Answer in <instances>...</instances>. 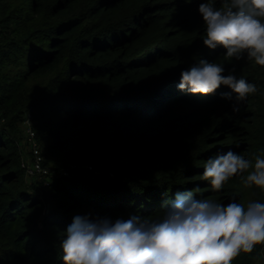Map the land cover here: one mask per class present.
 <instances>
[{
    "label": "trees",
    "instance_id": "1",
    "mask_svg": "<svg viewBox=\"0 0 264 264\" xmlns=\"http://www.w3.org/2000/svg\"><path fill=\"white\" fill-rule=\"evenodd\" d=\"M201 3L223 0H0V264H63L77 216L158 220L188 191L264 203V191L243 186L247 172L219 191L202 179L206 161L229 150L264 158V67L203 44ZM201 60L257 92L234 111L225 85L179 90L181 72ZM29 111L44 179L20 168ZM261 247L232 264H257Z\"/></svg>",
    "mask_w": 264,
    "mask_h": 264
},
{
    "label": "clouds",
    "instance_id": "2",
    "mask_svg": "<svg viewBox=\"0 0 264 264\" xmlns=\"http://www.w3.org/2000/svg\"><path fill=\"white\" fill-rule=\"evenodd\" d=\"M198 12L205 26V46H220L227 58L237 60L246 54L264 67V0H223L219 9L201 3ZM223 71L220 64L201 60L181 72L178 89L210 95L225 85L235 94L234 111H239L240 102L255 94L257 86L233 74L224 76ZM245 172L243 186L264 191L260 155L253 162L231 150L218 154L206 161L202 179L219 191ZM257 244H264V203L223 205L195 199L188 191L177 193L158 220L74 217L59 248L63 264H232Z\"/></svg>",
    "mask_w": 264,
    "mask_h": 264
},
{
    "label": "built area",
    "instance_id": "3",
    "mask_svg": "<svg viewBox=\"0 0 264 264\" xmlns=\"http://www.w3.org/2000/svg\"><path fill=\"white\" fill-rule=\"evenodd\" d=\"M33 122L31 112L24 115L21 127L25 136V143L27 144L28 156H23L20 160V168L23 171L24 177L27 179L46 178L50 175L49 166L44 165V157L40 146L35 138V131L33 129ZM87 170H92L90 165L86 166ZM65 174V173H63ZM257 264H264V244L260 250V260Z\"/></svg>",
    "mask_w": 264,
    "mask_h": 264
},
{
    "label": "rangeland",
    "instance_id": "4",
    "mask_svg": "<svg viewBox=\"0 0 264 264\" xmlns=\"http://www.w3.org/2000/svg\"><path fill=\"white\" fill-rule=\"evenodd\" d=\"M21 144V143H20ZM25 150V149H24ZM88 166V165H87ZM249 202H247L246 204H245V207L247 206V204H248Z\"/></svg>",
    "mask_w": 264,
    "mask_h": 264
}]
</instances>
